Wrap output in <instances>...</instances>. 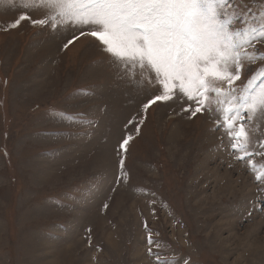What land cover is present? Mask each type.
Here are the masks:
<instances>
[{
    "label": "rangeland",
    "instance_id": "rangeland-1",
    "mask_svg": "<svg viewBox=\"0 0 264 264\" xmlns=\"http://www.w3.org/2000/svg\"><path fill=\"white\" fill-rule=\"evenodd\" d=\"M21 11L0 5V264H154L145 221L181 264H264L255 173L213 120L151 108L118 182L144 77L63 28L5 30Z\"/></svg>",
    "mask_w": 264,
    "mask_h": 264
},
{
    "label": "snow or ice",
    "instance_id": "snow-or-ice-1",
    "mask_svg": "<svg viewBox=\"0 0 264 264\" xmlns=\"http://www.w3.org/2000/svg\"><path fill=\"white\" fill-rule=\"evenodd\" d=\"M0 5L24 10L5 30L29 20L63 28L71 33L64 48L89 39L110 63L125 73L138 69L144 77L141 111L126 121L118 143V182L127 175L125 157L148 111L164 105L189 119H212L211 130L221 132L216 148L255 173L257 195L250 207L264 204V170L257 169V164L264 169V0H0ZM33 10L42 18H33ZM144 227L154 264H181L146 221Z\"/></svg>",
    "mask_w": 264,
    "mask_h": 264
}]
</instances>
